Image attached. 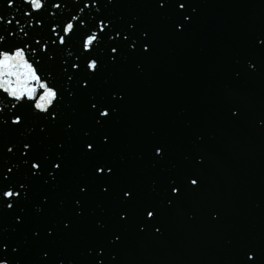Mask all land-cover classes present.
Segmentation results:
<instances>
[{
  "label": "water",
  "instance_id": "1",
  "mask_svg": "<svg viewBox=\"0 0 264 264\" xmlns=\"http://www.w3.org/2000/svg\"><path fill=\"white\" fill-rule=\"evenodd\" d=\"M7 3L0 0V14L20 19L28 36L17 30L0 47L25 43L36 47L30 60L40 59L38 71L43 70V77L52 73L50 86L69 87L60 70L63 62L87 55L82 53L83 40L98 30L100 19L110 22V32L119 29L137 45L147 29L151 46L148 53L139 47L131 51L125 43L104 37L91 53L102 63L92 86L86 94L65 95L62 103L54 105L58 120L46 133L39 128L47 120L38 118L45 114L30 108L31 102L20 108L28 118L24 128L19 132L12 131L15 125L0 129V171L15 165L8 174L10 183L23 182L29 192L14 206L15 213L0 207V240L22 250L13 254L14 264H41L42 250L48 249L52 253L48 264L61 260L94 264V254L89 252L100 245L106 249L104 264H238L245 248L255 249L264 260V49L256 43L264 35V0H189L192 19L182 32L173 28V13L159 11L155 0H96L94 5L93 0H42L44 8L33 17L22 15L30 5L17 0L9 9ZM73 17L82 19L83 26ZM34 18L42 26L37 27ZM29 21L33 26H26ZM69 22L74 32L66 37L67 48L51 44L56 39L51 26ZM18 27L3 25L0 31ZM34 39L48 41L50 51H39ZM112 43L119 44L115 62L109 56ZM49 55L54 58L48 59ZM92 97L115 109L103 126L96 125L87 111ZM6 104V94L0 91V107ZM65 121L74 123L70 135ZM105 133L111 143L101 147L100 155L117 169V176L109 181L111 197L100 192L102 182L91 179L92 161L82 147L87 139L99 143ZM25 139L36 145L35 155L51 154L52 158L59 155L57 143L64 142L66 172L55 182L46 173L29 176L19 154L4 148ZM158 144L167 149V156L159 160L152 153ZM190 178L198 179L195 190ZM172 180L181 184L183 194L169 205ZM80 182L90 187L83 198V216L74 211ZM124 186L135 190V202L124 204L119 199ZM45 197L48 202L41 213L38 208ZM143 205L158 208L160 215L141 233L137 225L143 220ZM121 208H127L132 217L123 225L116 219ZM16 214L24 218L19 227L14 224ZM65 219L71 221L70 230L61 225ZM49 225L56 230L52 239L44 235ZM34 229L41 231L39 239L33 237ZM114 232L122 234V241L115 245L110 243Z\"/></svg>",
  "mask_w": 264,
  "mask_h": 264
},
{
  "label": "snow or ice",
  "instance_id": "2",
  "mask_svg": "<svg viewBox=\"0 0 264 264\" xmlns=\"http://www.w3.org/2000/svg\"><path fill=\"white\" fill-rule=\"evenodd\" d=\"M21 3L30 5V9H24L22 15L33 17L34 12H39L44 8L42 0H20ZM96 0H93V5ZM17 4V0H8L7 7L13 9ZM156 7L161 12H172L176 17L173 24V28L178 32H182L186 29V21H191L192 16L189 13V0H155ZM53 7L59 9L61 7L60 3H53ZM88 5H86L87 7ZM17 12H20V8H15ZM194 11V9H193ZM83 12V9H81ZM56 15V13H51ZM35 19V25L37 27L42 26V21L38 18ZM72 19L80 20V25L83 26L84 21L79 17H73ZM17 25V28H5L0 31V46L6 41V36H16L17 30L23 33L24 36H28V32L25 31V26H21V20L16 16H12L10 19H6L3 14H0V27L3 25ZM31 27L32 22L29 21L26 25ZM111 24L106 23L104 19H100L99 27L97 31H93L87 35L82 43V53L87 55H77L75 60L69 61L64 60L61 71L65 74L66 80L69 82V87L67 89L60 87L58 88L55 84L50 86L49 80L54 79L52 73H49L47 77H43V70L38 71L40 65V59H31L30 56H34L37 52V48L33 47L32 44L25 43L23 47L16 46L11 49H5L0 47V91L6 94L7 104L0 107V129L5 126L11 128V125H15L16 128L12 131L19 132L24 128L27 123V116L20 112V108L24 107L26 103L30 108H34L38 113H43L38 118L41 121L47 120L42 127L39 128L41 133H46L50 124L57 122L59 113L56 111L55 104L63 102L65 95L69 97H75L77 95H84L87 90L92 86V81L95 80L96 76L99 74L102 67V63L91 55L95 47L99 42L107 37L111 41H120L125 43L126 46L130 48L131 51H135L137 47L144 52L148 53L150 51L149 36L150 33L145 29L142 33L143 42L137 45L135 39L130 38V35L116 29L114 32H110ZM131 27L134 29L135 24ZM59 28V31H57ZM51 32L55 35L56 39H51V44L62 45L67 48L66 37L70 38V34L74 32L73 23L69 22L65 25H52ZM6 33V34H5ZM103 34V36H101ZM257 47L264 49V35L256 38ZM34 44L39 45V51L48 53L50 51L49 42H41L40 39H34ZM119 44L112 43L109 46V56L110 59L115 62L117 60ZM61 49V51L64 50ZM26 49L30 51H26ZM69 55L71 56V50H69ZM51 55L48 59H53ZM83 59L84 63L81 65L80 60ZM251 68L254 71L256 68L255 63L251 64ZM75 81L76 87L73 88L72 84ZM121 100L124 99L122 95L119 96ZM9 109H15L10 115L5 116L4 113ZM87 111L91 118L94 120L95 124L98 126H103L111 118L115 109L111 108L107 104H103L97 100L96 97H92L87 100ZM233 116L237 113L233 112ZM66 130H68L69 135L71 131L74 130V123L72 121H65ZM85 136H89L88 132L84 133ZM111 143V137L108 134H104L100 137V142L97 143L93 139H87L83 143V154L89 157L92 161L91 163V179L94 181L102 182L100 183V192L106 196L111 197L113 194V184L109 183L117 176V169L100 155L101 147H107ZM7 153H12L20 156L23 164L27 165V171L29 176L33 178L42 177L47 174L52 182H55L58 177L62 176L66 169L68 168V161L65 156L64 149L66 144L64 142H58L57 148L59 150V155L52 158V155H45L43 157L35 155L36 145L28 139L23 140L19 145L7 144L4 145ZM15 149V151H14ZM153 157L157 160L163 159L167 156V149L163 145H155L152 149ZM15 165L7 166L5 171H0V207H4L12 210L15 213V205H18L21 199L27 198L29 192L25 183L20 182L18 185H13L10 183V176L8 174L13 173V168ZM48 183L49 180H45ZM190 185L193 186V190L198 188V179L190 178ZM76 189L79 195L74 199V211L76 215H84V204L83 198L87 196L90 191L88 183L80 182L76 184ZM170 197L168 199V204L171 205L174 200L178 199L183 194V187L176 180H172L169 185ZM119 199L124 204H131L137 200V194L132 187H121L119 189ZM47 197L44 198V202L39 206L38 211L43 213L45 211V205L47 204ZM143 220L137 225L139 232H144L145 228L149 224H153L156 217L160 215L158 208L143 205ZM131 214L127 208H121L116 213L117 223L120 225L126 224L131 220ZM215 219V217H214ZM24 218L16 214L14 216V224L19 227L23 224ZM61 225L64 230H70L72 224L70 220H62ZM98 227L102 225L98 224ZM155 232L159 233L161 231L159 226L154 228ZM55 228L49 225L44 229V235L49 239H52L55 234ZM34 238L39 239L42 235L41 231L34 229L32 232ZM122 241V234L120 232H114L110 243L115 245ZM22 250L5 240H0V264H14L15 255H18ZM15 254V255H13ZM94 254V264H104V256L106 255V249L104 245H100L97 248L90 250L89 255ZM52 253L50 250H42L41 254V264H48L49 258ZM116 257L112 256V260L115 261ZM264 264V260L261 259L259 254L253 248H245L241 251L239 255L238 264ZM63 264V260L59 262Z\"/></svg>",
  "mask_w": 264,
  "mask_h": 264
}]
</instances>
